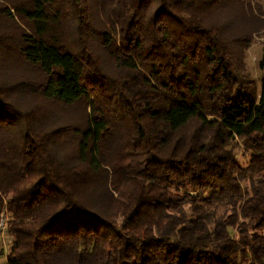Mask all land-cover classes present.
Masks as SVG:
<instances>
[{"label":"trees","instance_id":"1","mask_svg":"<svg viewBox=\"0 0 264 264\" xmlns=\"http://www.w3.org/2000/svg\"><path fill=\"white\" fill-rule=\"evenodd\" d=\"M3 1L33 76L0 66L6 264H264V48L258 93L231 60L259 28L226 39V0Z\"/></svg>","mask_w":264,"mask_h":264},{"label":"rangeland","instance_id":"2","mask_svg":"<svg viewBox=\"0 0 264 264\" xmlns=\"http://www.w3.org/2000/svg\"><path fill=\"white\" fill-rule=\"evenodd\" d=\"M27 0H4L3 3L12 8L11 13L21 9ZM223 9L215 12L212 19V23H219V25L229 24V29L226 30V39L231 37H239L240 34L248 35L252 34L250 47L241 50L238 46H233L232 51V63L235 70L241 75L247 76L248 80L254 83V90L256 93L260 89V71L258 63L262 57L264 48V0H235L231 3L230 0H226ZM253 13L250 14L248 10ZM243 12V13H242ZM244 14V15H243ZM250 15L248 19L246 18ZM253 15H256L255 22L253 23ZM17 23L24 27L23 22L20 20L19 13L14 16ZM12 25L11 21H8V26ZM256 26V27H255ZM25 28V27H24ZM16 44L10 42L9 45L0 46V66L4 64L7 67V80L10 84H16L25 78H32L31 72L27 71L26 65L22 62V59L17 57L18 53L15 52ZM3 63V64H2ZM29 70V69H28ZM66 111H69L68 109ZM208 119H211L210 117ZM74 117H71V121H74ZM76 122V121H74ZM243 148L240 147L235 151L234 159L239 165L243 167L247 164L248 155L243 153ZM195 193H191L192 197H195ZM3 225L0 231V258L4 256V252L9 247L11 239L5 234V217H2L1 223ZM0 264H3L0 263Z\"/></svg>","mask_w":264,"mask_h":264},{"label":"crops","instance_id":"3","mask_svg":"<svg viewBox=\"0 0 264 264\" xmlns=\"http://www.w3.org/2000/svg\"><path fill=\"white\" fill-rule=\"evenodd\" d=\"M5 252H4V256L2 258H0V263L3 262V264H6V258H5Z\"/></svg>","mask_w":264,"mask_h":264},{"label":"built area","instance_id":"4","mask_svg":"<svg viewBox=\"0 0 264 264\" xmlns=\"http://www.w3.org/2000/svg\"><path fill=\"white\" fill-rule=\"evenodd\" d=\"M2 227H3V225H2V224H0V231L2 230Z\"/></svg>","mask_w":264,"mask_h":264}]
</instances>
